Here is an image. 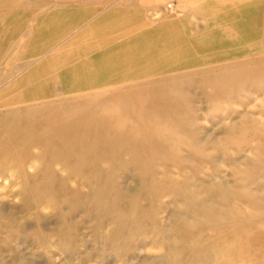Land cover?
Returning <instances> with one entry per match:
<instances>
[{"label":"rangeland","instance_id":"obj_1","mask_svg":"<svg viewBox=\"0 0 264 264\" xmlns=\"http://www.w3.org/2000/svg\"><path fill=\"white\" fill-rule=\"evenodd\" d=\"M263 92L264 0H0V264H264Z\"/></svg>","mask_w":264,"mask_h":264},{"label":"bare ground","instance_id":"obj_2","mask_svg":"<svg viewBox=\"0 0 264 264\" xmlns=\"http://www.w3.org/2000/svg\"><path fill=\"white\" fill-rule=\"evenodd\" d=\"M255 6H256V5H255ZM262 14H263V13H262ZM255 15H256V14H255ZM103 17H104V16H103ZM231 18H232V17H231ZM228 26H229V25H228ZM89 27H90V25H89ZM141 28H142V27H141ZM137 32H138V31H137ZM116 36H117V35H116ZM152 42H153V41H152ZM137 54H138V53H137ZM75 75H76V74H75ZM75 77H76V76H75ZM120 87H121V86H119V88H120ZM263 93H264V92H263ZM87 109H88V108H87ZM97 129H98V128H97ZM84 130H85V129H84ZM84 130H83V131H84ZM81 131H82V130H81ZM81 134H82V133H81ZM96 135H97V134H96ZM110 136H111V135H110ZM94 137H95V136H94ZM97 139H98V138H97ZM97 139H96V140H97ZM92 140H93V139H92ZM98 140H99V139H98ZM91 143H93V142L91 141ZM94 143H95V142H94ZM94 143H93V144H94ZM56 144H57V143H56ZM95 145H96V144H95ZM99 145H100V144H99ZM92 146H93V145H92ZM116 147H117V146H116ZM120 147H121V146H120ZM95 149H96V148H94V150H95ZM100 149H101V148H100ZM96 150H97V149H96ZM57 151H59V150H57ZM90 151H91V150H90ZM32 152H33V151H32ZM66 152H67V151H66ZM66 152H65V153H66ZM61 153H62V152H61ZM82 153H83V152H82ZM82 153H81L80 155H82ZM89 153H91V152H89ZM57 154H58V153H57ZM93 154H95V153H93ZM55 155H56V153H55ZM62 155H63V153H62ZM65 155H66V154H65ZM52 156H53V155H52ZM83 157H84V156H83ZM54 158H55V157H54ZM57 158H59V157L57 156ZM65 158H66V157H65ZM88 158H89V157H88ZM80 163H81V162H80ZM81 164H82V163H81ZM73 165H74V163H73ZM78 166H79V165H78ZM83 166H84V165H83ZM81 167H82V166H81ZM1 177H2V176H1ZM3 178H4V177H3ZM0 179H1V178H0ZM99 181H100V180H99ZM99 181H98V182H99ZM111 182H112V181H111ZM99 183H100V182H99ZM99 183H98V184H99ZM109 183H110V182H109ZM99 185H100V184H99ZM95 186H96V185H95ZM95 186H94V187H95ZM96 188H97V187H96ZM96 188H95V189H96ZM158 188H159V187H158ZM117 189H118V188H117ZM212 189H213V188H212ZM104 190H105V189H104ZM206 190H207V189H206ZM102 192H103V191H102ZM110 192H111V191H110ZM74 193H75V192H74ZM97 193H98V191H97ZM104 193H105V192H104ZM104 193H103V194H104ZM75 194H77V193H75ZM78 195H79V194H78ZM78 195H77V196H78ZM139 195H140V194H139ZM101 196H102V195H101ZM67 197H68V196H67ZM94 197H95V196H94ZM68 198H69V197H68ZM95 199H96V198H95ZM200 199H201V198H200ZM203 199H204V198H203ZM97 201H98V200H97ZM161 201H162V200H161ZM91 202H92V201H91ZM92 204H93V202H92ZM94 204H95V203H94ZM98 204H99V203H98ZM152 206H153V205H152ZM155 206H156V205H155ZM150 207H151V206H150ZM2 208H3V206H2ZM113 208H114V207H113ZM111 209H112V208H111ZM114 210H115V208H114ZM117 210H118V208H117ZM160 210H161V209H160ZM3 211H4V210H3ZM3 211H2V214H3ZM110 211H112V210H110ZM114 212L116 213V211H114ZM149 212H150V211H149ZM111 213H112V212H111ZM118 213H119V212H118ZM0 214H1V213H0ZM2 214H1V215H2ZM169 214H170V212H169ZM117 215H118V214H117ZM3 216H4V215H3ZM125 216H126V215H125ZM127 219H128V218H127ZM3 220H4V218H3ZM119 220H121V219H119ZM231 220H232V219H231ZM96 221H97V220H96ZM126 221H127V220H126ZM128 222H129V221H128ZM131 223H132V222H131ZM131 223L129 222V224H131ZM126 224H127V223H126ZM1 226H2V225H1ZM68 228H69V227H68ZM65 229H66V228H65ZM69 229H70V228H69ZM69 229H68V230H69ZM57 230H58V229H57ZM71 231H72V229H71ZM57 232H60V231H57ZM116 232H117V231H116ZM116 232H115V236H116ZM145 232H146V231H145ZM71 233H72V232H71ZM119 233L121 234V232H119ZM60 234H63V233H60ZM64 234H65V235H64V236L62 235L61 237H60V236H57V238L59 237L57 243L63 245L64 248H65L66 250H68L69 254H73V253L75 252V248H74L73 245H75V244H71L70 241H69V243H68V242H67V241H68L67 237H68L69 235L66 236V235H67L66 232H65ZM75 234H76V233H75ZM58 235H59V234H58ZM113 235H114V234H113ZM65 236H66V237H65ZM71 236H72V235H70L69 237H71ZM74 236H76V235H74ZM117 236H119V234H118ZM69 237H68V238H69ZM112 237H113V236H112ZM75 238H76V237H75ZM114 238H116V237H114ZM117 238H118V237H117ZM71 239L73 240V238H71ZM76 239H78V238H76ZM76 239H75V240H76ZM40 240H41V239H40ZM42 240H44L43 237H42ZM42 240H41V241H42ZM69 240H70V238H69ZM113 240H114V239H113ZM45 241H46V240H45ZM72 243H73V242H72ZM76 243H77V242H76ZM56 245H57V244H56ZM56 245H55V246H56ZM77 245H78V244H77ZM56 247H57V246H56ZM56 247H55V248H56ZM55 253H56V252H55Z\"/></svg>","mask_w":264,"mask_h":264}]
</instances>
